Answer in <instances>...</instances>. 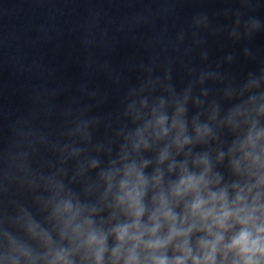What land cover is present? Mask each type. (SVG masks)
<instances>
[{
	"label": "water",
	"instance_id": "95a60500",
	"mask_svg": "<svg viewBox=\"0 0 264 264\" xmlns=\"http://www.w3.org/2000/svg\"><path fill=\"white\" fill-rule=\"evenodd\" d=\"M161 115L169 133L157 139ZM175 119L190 140L182 149L173 143ZM249 135L255 147L241 151ZM262 148L264 0H0V171L58 251L75 247L61 237L66 217L56 211L71 202L77 222L89 219L107 235L108 259L111 230L129 220L115 203L126 167L148 180L147 223L153 196L170 193L182 165L199 176L205 165L197 161L206 159L210 189L231 201L233 185L264 176ZM257 191L264 204V186L248 202ZM190 199L173 201L178 216ZM205 235L192 234L194 252ZM82 255L75 264H85ZM176 255L169 246L167 256Z\"/></svg>",
	"mask_w": 264,
	"mask_h": 264
},
{
	"label": "clouds",
	"instance_id": "9594fccd",
	"mask_svg": "<svg viewBox=\"0 0 264 264\" xmlns=\"http://www.w3.org/2000/svg\"><path fill=\"white\" fill-rule=\"evenodd\" d=\"M179 111L182 112L183 109ZM166 122L167 117L163 115L156 119L153 132L157 139L168 135ZM177 127L173 143L178 149H182L190 140L184 135L183 122L175 119L172 128ZM196 132L201 137L206 134L207 129L197 127ZM141 143H144V147L148 146L146 142ZM255 144V139L249 135L247 142L241 145V151L248 145L254 148ZM139 147L140 144L137 143L135 148ZM261 152L264 153V148ZM248 156L249 153L245 152L244 158L248 159ZM167 158L168 152L165 150L160 154L159 162L163 163ZM258 159H253V165H257ZM197 163L205 165L203 173L199 176L190 174L186 166L182 165L180 178L171 186L170 193L166 195L161 190L153 196L154 208L148 215L147 223L142 222V217L147 210L144 197L148 180L134 164L125 168L124 179L118 183L115 203L129 220L111 230L110 234L114 235L116 245L107 260V235L93 228L89 219L77 222L80 209H74L71 202H65L56 210L66 217L61 237H67L75 247L70 250L60 249L48 259L47 264H75L72 257L81 250V261L85 264H264V204L259 203L260 192L257 191L251 203L248 202V195L253 188L264 186V176L251 187L245 185L240 188L233 185L238 191L234 199L229 201L226 190L210 189L213 181L206 179L209 171L207 160ZM258 166L264 168V163H259ZM173 168L174 165H170L169 171ZM236 171H240L239 162L236 163ZM107 179L108 191H111L113 176L109 175ZM160 181V175L155 176L153 187H158ZM189 196L191 199L184 203L183 215L178 216L173 210V201L179 204ZM164 225H167L168 231L166 235H161ZM230 230L233 234L224 243L225 233ZM194 232L206 234L197 240L195 252L190 246V238ZM169 246H172L174 253L178 252L180 255L170 259L167 256ZM21 254L27 256L22 250ZM13 264H18V261L14 260Z\"/></svg>",
	"mask_w": 264,
	"mask_h": 264
}]
</instances>
